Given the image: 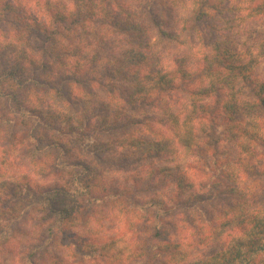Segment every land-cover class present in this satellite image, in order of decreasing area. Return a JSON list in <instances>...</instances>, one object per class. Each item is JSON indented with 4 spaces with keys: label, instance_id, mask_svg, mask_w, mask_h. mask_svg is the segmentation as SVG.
Wrapping results in <instances>:
<instances>
[{
    "label": "clouds",
    "instance_id": "clouds-1",
    "mask_svg": "<svg viewBox=\"0 0 264 264\" xmlns=\"http://www.w3.org/2000/svg\"><path fill=\"white\" fill-rule=\"evenodd\" d=\"M0 264H264V0H0Z\"/></svg>",
    "mask_w": 264,
    "mask_h": 264
}]
</instances>
